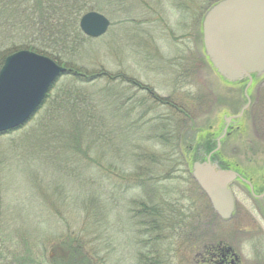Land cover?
Listing matches in <instances>:
<instances>
[{"label":"rangeland","instance_id":"rangeland-1","mask_svg":"<svg viewBox=\"0 0 264 264\" xmlns=\"http://www.w3.org/2000/svg\"><path fill=\"white\" fill-rule=\"evenodd\" d=\"M87 1L82 15L110 26L83 34L77 67L105 75L83 82L65 70L29 120L0 133V264H196L200 235L250 264L253 246L235 243V221L218 218L182 158L246 103L244 85L223 81L204 53L201 15L219 0ZM9 34L0 68L13 41L20 48ZM248 94L226 156L264 151V80Z\"/></svg>","mask_w":264,"mask_h":264},{"label":"water","instance_id":"water-1","mask_svg":"<svg viewBox=\"0 0 264 264\" xmlns=\"http://www.w3.org/2000/svg\"><path fill=\"white\" fill-rule=\"evenodd\" d=\"M109 25L110 21L96 11L84 13L79 20L80 30L91 38L102 36ZM201 35L205 56L223 81L246 83V103L236 116L240 118L250 104L247 90L264 74V0L215 2L202 16ZM65 70L52 59L29 50L8 55L0 68V133L29 120ZM214 142L213 135L208 144ZM219 164L217 157L194 160L191 175L216 213L228 219L234 211L228 185L237 174L223 170Z\"/></svg>","mask_w":264,"mask_h":264},{"label":"flooded vegetation","instance_id":"flooded-vegetation-1","mask_svg":"<svg viewBox=\"0 0 264 264\" xmlns=\"http://www.w3.org/2000/svg\"><path fill=\"white\" fill-rule=\"evenodd\" d=\"M263 80L264 74L260 78V81ZM250 89H252V86ZM249 99L251 104L250 95ZM245 110L240 118L236 117L238 113L229 117L225 122L222 121L218 134L211 132L215 136L214 145L211 143L205 145L204 148L200 146L194 148L192 146L188 149L189 152L191 151V156H195L194 160H201L202 162L208 158L217 157L223 170L233 171L237 174L236 178L228 185L234 200V211L228 219H221L217 216L222 222L235 221L231 227L235 243L240 246L243 243H249L251 247L253 246L251 250L253 251L254 259L249 263L264 264V161L251 159L263 156L264 151L261 149L240 151L233 147L228 150L227 156L222 153L226 141L236 135V132L242 131L240 121ZM262 131L264 132V128H262ZM236 158L248 159L244 160L245 163L242 164V161H238ZM194 160L186 161V164L189 165L186 171L190 175ZM252 171L258 172V175L251 174ZM238 195L243 198L247 197L250 204L248 206L244 205V207L239 205ZM198 241L201 242V247L195 255L196 264H244L242 256L227 242L223 240L205 241L203 235L199 236ZM254 248L260 249L259 251H254Z\"/></svg>","mask_w":264,"mask_h":264},{"label":"trees","instance_id":"trees-1","mask_svg":"<svg viewBox=\"0 0 264 264\" xmlns=\"http://www.w3.org/2000/svg\"><path fill=\"white\" fill-rule=\"evenodd\" d=\"M89 4L87 0H0V33L3 37L7 32L8 35L13 33L20 45L18 48L13 41L8 48L13 50L7 55L21 49L33 51L65 66L63 75L77 77L83 82L104 76V73H86L77 67L76 55H80L84 43L79 17L92 9ZM3 18L7 24L2 23ZM182 158L186 163V158ZM154 216L153 213L147 217V225L157 229L158 219ZM69 252L74 254L72 250Z\"/></svg>","mask_w":264,"mask_h":264}]
</instances>
